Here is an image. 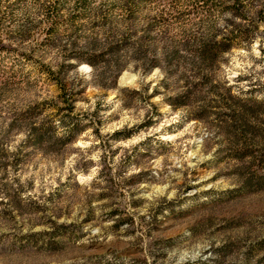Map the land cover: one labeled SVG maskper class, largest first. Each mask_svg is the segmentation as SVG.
Masks as SVG:
<instances>
[{
	"label": "rangeland",
	"instance_id": "374dc122",
	"mask_svg": "<svg viewBox=\"0 0 264 264\" xmlns=\"http://www.w3.org/2000/svg\"><path fill=\"white\" fill-rule=\"evenodd\" d=\"M181 1L183 17L156 28L167 32L153 46L158 53L225 25L227 15L209 19L205 6ZM10 9L15 24L7 31L37 14L30 0ZM156 11H144L140 27ZM103 37L89 21L46 50L0 51V264H264V190L241 189V163L232 160L231 134L220 121L240 99L264 100L261 35L205 68L218 87L201 94L213 107L203 120L194 118L201 97L187 107L168 102L186 91L185 73L196 81L176 61L147 74L139 55L122 54L126 70L115 88L102 69L67 68L66 49ZM41 66L59 76L63 91ZM64 93L74 95V114L92 124L74 143L45 151L28 141L20 119L32 108L56 113Z\"/></svg>",
	"mask_w": 264,
	"mask_h": 264
},
{
	"label": "trees",
	"instance_id": "16d2710c",
	"mask_svg": "<svg viewBox=\"0 0 264 264\" xmlns=\"http://www.w3.org/2000/svg\"><path fill=\"white\" fill-rule=\"evenodd\" d=\"M18 1L21 0H0V51L20 52L19 49L25 45H33V52L46 50L58 45L64 31L80 28L85 22H94L104 35L103 41L94 39L86 49H66V61H73L66 65L69 70L83 64L96 70L102 69L112 74V88H115L126 70L121 61L122 54L139 55L148 68L147 74L157 68L165 70V65L173 66L176 61L178 69L191 68L196 81L189 79L185 73L186 91L170 97L168 102L175 108L187 107L193 98L201 97L204 105L199 108V114L194 115L196 120L209 117L213 108L206 104L201 94H214L218 87L204 73L205 68L217 63L223 54L236 46L253 43L260 35L264 40V29L260 30L264 24V0H194L196 10L199 11L200 6L206 7V18L211 19L215 13L227 15L224 27L216 29L212 25L205 31L184 35L162 53H158L153 46L160 39L166 41L167 32L159 33L156 28H168L183 17L184 11L179 9L181 0H30L35 5L36 17H28L23 25L7 31L6 27L15 24V15L10 8ZM151 7L157 8L154 17L140 27L141 14ZM119 11L121 18L116 14ZM7 41L9 44H6ZM26 57L32 61L31 56ZM40 69L49 82L57 84L63 91L64 86L56 73L44 66ZM64 94V105L56 107V113L45 116L44 108H32L21 116L20 128L26 133L28 141L45 151H60L74 143L92 124L89 116L74 114V95ZM220 121L223 129L230 132L234 144L231 158L241 163L235 170L241 189L263 191L264 100L240 99L234 107H227L226 117ZM120 135L129 138L131 131H117L114 136Z\"/></svg>",
	"mask_w": 264,
	"mask_h": 264
},
{
	"label": "bare ground",
	"instance_id": "6f19581e",
	"mask_svg": "<svg viewBox=\"0 0 264 264\" xmlns=\"http://www.w3.org/2000/svg\"><path fill=\"white\" fill-rule=\"evenodd\" d=\"M125 80H126V78H125Z\"/></svg>",
	"mask_w": 264,
	"mask_h": 264
}]
</instances>
